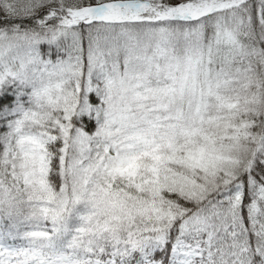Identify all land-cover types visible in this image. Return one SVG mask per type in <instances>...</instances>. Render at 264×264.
I'll list each match as a JSON object with an SVG mask.
<instances>
[{
    "label": "snow or ice",
    "instance_id": "1",
    "mask_svg": "<svg viewBox=\"0 0 264 264\" xmlns=\"http://www.w3.org/2000/svg\"><path fill=\"white\" fill-rule=\"evenodd\" d=\"M0 264H264V0H0Z\"/></svg>",
    "mask_w": 264,
    "mask_h": 264
}]
</instances>
